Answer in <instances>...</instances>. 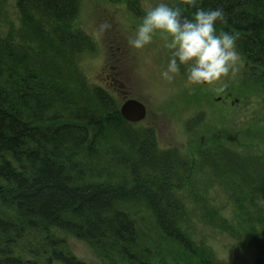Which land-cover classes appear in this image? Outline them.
<instances>
[{
    "label": "trees",
    "instance_id": "1",
    "mask_svg": "<svg viewBox=\"0 0 264 264\" xmlns=\"http://www.w3.org/2000/svg\"><path fill=\"white\" fill-rule=\"evenodd\" d=\"M10 3L15 20L8 19ZM199 6L223 7L228 22L218 29L239 33L247 64L263 59L253 73L264 94V0ZM80 7L81 0H0V264H94L74 253L66 233L106 264H225L196 243L188 222L193 214L206 216L201 212L212 204L203 197L212 187L234 203L232 217L211 206L213 226L243 230L240 220L264 215V174L249 172L259 167L254 155L264 160V153L220 144L193 165L175 156L177 148L159 147L151 129L126 120L117 96L81 68L96 44L76 24ZM262 220L250 222L259 233L235 236L255 244L258 264H264Z\"/></svg>",
    "mask_w": 264,
    "mask_h": 264
},
{
    "label": "rangeland",
    "instance_id": "2",
    "mask_svg": "<svg viewBox=\"0 0 264 264\" xmlns=\"http://www.w3.org/2000/svg\"><path fill=\"white\" fill-rule=\"evenodd\" d=\"M156 2L81 0L76 24L91 35L96 44L93 51L84 53L80 59V66L89 80L109 89L120 101L134 97L145 103L148 116L139 125H154L160 146L179 147L193 160V165L197 158L195 146H205L206 142H212L216 136V140L222 144L264 153V94L260 90L259 78L250 76L251 64H247L250 61L244 58L239 48L241 60L236 71L224 78L221 83L226 86L221 87L220 83L190 84L183 66L174 80L162 79L159 73L166 67L169 50L164 48L165 37L159 33L142 50L128 46V37L134 32L140 18ZM169 2L179 6L177 0ZM17 12L16 5L10 3L8 19H17ZM102 22L111 25L103 33L98 31ZM193 118L196 119L189 122ZM196 120L199 122L196 123ZM188 123L199 125L196 133L191 134L186 130ZM201 137L207 139L205 144L200 142ZM197 181H204L203 177H198ZM226 198L222 187H212L206 195L212 207L224 205V215L232 217L234 207ZM198 216L193 214L188 222L189 233L194 240L204 239L219 259L235 264H257L255 244L246 235L237 238L224 234L210 223L208 215ZM66 238L80 259L94 264H106L84 241L68 234ZM175 251L176 254H184L181 249ZM53 264L64 263L54 261Z\"/></svg>",
    "mask_w": 264,
    "mask_h": 264
},
{
    "label": "clouds",
    "instance_id": "3",
    "mask_svg": "<svg viewBox=\"0 0 264 264\" xmlns=\"http://www.w3.org/2000/svg\"><path fill=\"white\" fill-rule=\"evenodd\" d=\"M200 0H185L194 9L191 16L169 0H157L146 9L134 32L128 37V46L142 50L159 33L165 37L164 48L169 50L166 67L160 77L172 81L183 66L187 81L193 85L221 83L236 71L241 60L237 41L239 33L218 29V23H227L223 7H201ZM108 22L98 26L101 33L110 29Z\"/></svg>",
    "mask_w": 264,
    "mask_h": 264
},
{
    "label": "bare ground",
    "instance_id": "4",
    "mask_svg": "<svg viewBox=\"0 0 264 264\" xmlns=\"http://www.w3.org/2000/svg\"><path fill=\"white\" fill-rule=\"evenodd\" d=\"M261 61H263V59L261 58V57H254L253 59H252V62H253V64H254V66L252 65L251 67H250V70H252L251 71V73H250V76L252 75L253 77H254V73L253 72H255V71H258L259 70V68L261 67ZM146 119V118H145ZM145 119H143V120H141V121H139V122H142V121H144ZM194 119H196V118H193V119H191L189 122H193V120ZM139 122H131V123H135V124H138V126H140V127H144V128H148V129H151V131L153 132V135H154V139L156 140V144H158V146L160 147V141H159V135H158V133H157V128L154 126V125H152V124H149V125H139ZM199 122V120H196V123H198ZM199 125L198 124H195V123H188V125H186V130L188 131V132H190L191 134L193 133H196L197 132V130L199 129V127H198ZM217 137V138H216ZM215 138H214V140L212 141V142H206L207 141V139L205 138V137H201V139H199L200 140V142H204V144H205V142H206V144H205V146H203V144L201 145H199L198 147L197 146H195V148L197 149V156L198 157H200V155H201V152H202V154H203V156H202V158H204V155H205V152H209V154L208 155H211L214 151H215V149H216V147L218 146V145H220V144H222V143H220L218 140H216V139H218V136H216ZM224 144V143H223ZM224 145H227L226 143L224 144ZM154 147H156V146H151V145H148V148L149 149H156V148H154ZM231 148H233L235 151H237V152H240V153H244V149H239V148H234L233 146H230ZM169 148H177L178 150H177V152L175 153V156L178 158V157H183L182 156V154L183 155H185V153L182 151V149H180L179 147H176V146H171V147H169ZM255 153V152H254ZM185 156H187V155H185ZM234 157V156H233ZM254 162H256V165L257 166H259V167H261V168H259V167H256L255 165H253L250 169H249V172H259V173H263L264 174V160H262L261 158H259L258 156H257V154L256 155H254ZM177 158H175L176 159V161H181L180 159H177ZM201 159V158H200ZM105 177H107V178H109L110 179V181L112 182H109L110 184H112L113 186H115L116 185V181H112L111 179H113V177H115V175L114 174H106V175H104ZM119 187V186H118ZM121 187V186H120ZM123 187V186H122ZM205 200H207V202L209 201V199H206V197L204 196L203 197ZM227 199V198H226ZM227 202L228 203H230V204H232V205H234V203L233 202H231V200L229 201L228 199H227ZM220 207H224V205H220ZM225 208V207H224ZM212 210H213V208L210 206V207H207V208H205L204 209V214H206V215H208V214H211V212H212ZM198 217H201V216H198ZM248 220L246 221V220H240L239 221V224L242 226V228H243V230L242 229H238V227H239V225H236L235 227H233L232 229H230V227H228L227 228V230H225V229H221L220 228V231L221 232H223L224 234H226V233H228V234H230V236L232 235V236H237L239 233V231L240 232H243V233H251V234H257V233H259V232H257V230L256 229H254V228H251V226H250V222H252L253 220H255V221H258L259 219H263L262 221L264 222V215H260L259 213H256V214H254V215H252V214H249L248 216ZM263 217V218H262ZM219 228V227H218ZM67 234V233H66ZM66 234H63V236H66ZM241 234V233H240ZM245 234H243V236H244ZM42 237L43 238H47L46 236H44V235H42ZM48 239V238H47ZM196 240V243L199 245V244H205L206 245V242L205 241H203L204 239H201V238H199V239H195ZM260 240V239H259ZM10 241V240H9ZM261 241V240H260ZM10 242H12V241H10ZM261 242H263L264 243V241H261ZM14 245H15V243H14V241L12 242ZM24 243H26V241L25 240H22V241H20L19 242V244H24ZM209 246V245H208ZM261 250H262V252H264V244H262L261 245ZM257 254V253H256ZM214 255H215V253H214ZM216 256V255H215ZM139 257H140V255H138L136 258L137 259H139ZM257 258H258V254H257V257H256V261H257ZM219 259V258H218ZM219 260H221V262H223V263H225V264H228V263H231L229 260H223V259H219ZM262 261H264V259L262 260ZM232 263H234V262H232ZM183 264H185V261H183ZM210 264H220V263H210ZM235 264V263H234ZM258 264V263H257Z\"/></svg>",
    "mask_w": 264,
    "mask_h": 264
},
{
    "label": "water",
    "instance_id": "5",
    "mask_svg": "<svg viewBox=\"0 0 264 264\" xmlns=\"http://www.w3.org/2000/svg\"><path fill=\"white\" fill-rule=\"evenodd\" d=\"M120 110L124 118L131 122L140 121L147 115L146 105L142 101L134 98L125 100Z\"/></svg>",
    "mask_w": 264,
    "mask_h": 264
}]
</instances>
